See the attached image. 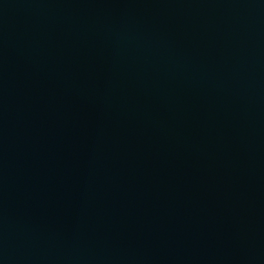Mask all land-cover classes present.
<instances>
[{
  "label": "water",
  "instance_id": "water-1",
  "mask_svg": "<svg viewBox=\"0 0 264 264\" xmlns=\"http://www.w3.org/2000/svg\"><path fill=\"white\" fill-rule=\"evenodd\" d=\"M0 264H264V0H0Z\"/></svg>",
  "mask_w": 264,
  "mask_h": 264
}]
</instances>
